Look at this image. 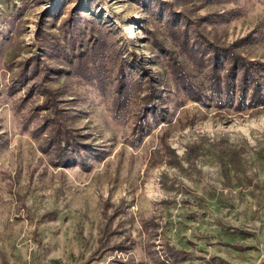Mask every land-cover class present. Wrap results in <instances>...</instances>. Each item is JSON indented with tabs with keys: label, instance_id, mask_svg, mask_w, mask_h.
Segmentation results:
<instances>
[{
	"label": "rangeland",
	"instance_id": "rangeland-1",
	"mask_svg": "<svg viewBox=\"0 0 264 264\" xmlns=\"http://www.w3.org/2000/svg\"><path fill=\"white\" fill-rule=\"evenodd\" d=\"M0 264H264V0H0Z\"/></svg>",
	"mask_w": 264,
	"mask_h": 264
},
{
	"label": "trees",
	"instance_id": "trees-1",
	"mask_svg": "<svg viewBox=\"0 0 264 264\" xmlns=\"http://www.w3.org/2000/svg\"><path fill=\"white\" fill-rule=\"evenodd\" d=\"M227 56L228 57L230 56L232 64L230 66L231 68L229 70L230 72L226 76H230V77L237 76L238 69L243 68V73H242V76L240 77V83H239L237 90L238 91L240 90L241 96H244L246 93V90L250 88V85L252 84V82H254V80H251L255 76L253 75L255 73L251 66L252 62L242 57L240 54L233 52V51L230 52ZM228 85H233V84L229 82ZM257 88L258 90H260V87H257ZM231 90H233V88ZM255 98L260 99L261 97L260 95H255Z\"/></svg>",
	"mask_w": 264,
	"mask_h": 264
}]
</instances>
